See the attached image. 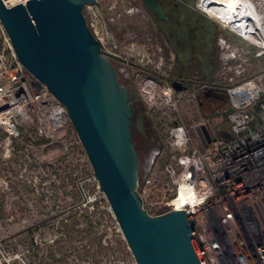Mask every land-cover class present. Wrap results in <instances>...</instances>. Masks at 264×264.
I'll use <instances>...</instances> for the list:
<instances>
[{
    "label": "built area",
    "instance_id": "obj_1",
    "mask_svg": "<svg viewBox=\"0 0 264 264\" xmlns=\"http://www.w3.org/2000/svg\"><path fill=\"white\" fill-rule=\"evenodd\" d=\"M1 1L10 8L24 5L27 0ZM257 13L256 19L249 21H253L249 30L241 28L240 32L227 26L252 45L253 58L264 56L262 5L257 6ZM5 38L9 50H0V162L7 166L14 146L27 140L31 132L45 146L57 139V133L70 120L65 107L22 66L6 35ZM219 47V70L215 76L220 81L202 82L193 91L182 80L161 84L149 70H159L162 58L157 57L155 65L149 56L142 57L140 62L149 66L144 71L150 76L140 80L138 90L148 105L176 110L181 100L197 93H221L226 96L228 129L211 131L209 119L193 126L192 136L180 124L171 126L167 141L172 166L165 169L172 180L170 195L150 204L145 203L144 190L139 195L151 216L183 210L188 220H194L192 235L206 264H222V252L237 255L240 264H264V69L247 76L245 68L233 64L235 53L223 42ZM114 56L121 60L120 65L129 64L119 55ZM118 72L129 78L124 67ZM175 85L181 89L175 90ZM75 143L80 144L79 140ZM62 145L66 154L72 149L71 142L63 141ZM24 171L29 172L33 183L45 172L41 160L29 156ZM74 176L82 198L74 208H92L95 195L103 194L98 186L94 192L87 186L96 181L93 173L81 177L82 172L78 171ZM108 209L115 220L109 205ZM115 223L121 234L116 220ZM20 260L18 254L7 251L0 243V264H19Z\"/></svg>",
    "mask_w": 264,
    "mask_h": 264
},
{
    "label": "rangeland",
    "instance_id": "obj_2",
    "mask_svg": "<svg viewBox=\"0 0 264 264\" xmlns=\"http://www.w3.org/2000/svg\"><path fill=\"white\" fill-rule=\"evenodd\" d=\"M181 1L194 9L206 30L214 32L213 81H220L215 74L219 70L221 42L235 53L233 64L245 68L247 76L264 69V56L253 58L252 45L205 13L198 0ZM133 2L96 0L94 6L84 7L83 15L91 32L100 39L101 49L129 62L126 66L114 65L121 83L132 92L133 122L141 119L140 123L136 122L141 134L135 140L140 160L138 191L144 190L145 196H142L145 203L150 204L169 197L172 189V180L165 173L167 166H172L168 129L180 124L190 130L192 136L191 128L207 118L201 115L198 93L181 100L176 110L151 107L140 95V80L150 76L144 71L149 66L140 62L143 56H149L155 65L157 57L162 58L159 70H149L151 77H156L161 84L169 83L173 73L179 70L174 53L157 34L146 12L141 9L131 13ZM5 35L0 25V50L8 52ZM189 61L188 79L192 84H188L193 91L198 86L193 80L200 76L201 69L196 60ZM121 67L129 73L128 79L118 72ZM224 107V102L219 101L216 116L209 119L211 131L223 124ZM76 140L70 122L57 133L54 142L45 146L31 132L27 140L14 146L7 166L0 162V243L7 251L20 256L19 264H135L122 235L117 232L103 194L95 195L92 208H74L82 199L74 172H82L81 177L93 173ZM63 141L72 143L67 154ZM28 156L41 160L45 170L34 183L29 172L24 171ZM87 186L94 192L98 184L93 181ZM220 259L222 264H240V258L229 252H222Z\"/></svg>",
    "mask_w": 264,
    "mask_h": 264
},
{
    "label": "water",
    "instance_id": "obj_3",
    "mask_svg": "<svg viewBox=\"0 0 264 264\" xmlns=\"http://www.w3.org/2000/svg\"><path fill=\"white\" fill-rule=\"evenodd\" d=\"M25 2L8 8L0 0V25L22 66L65 107L135 264H206L185 211L151 216L143 208L132 92L110 60L118 58L101 49L83 15L96 0ZM142 2L166 20L158 0ZM204 95L226 100L221 93Z\"/></svg>",
    "mask_w": 264,
    "mask_h": 264
},
{
    "label": "flooded vegetation",
    "instance_id": "obj_4",
    "mask_svg": "<svg viewBox=\"0 0 264 264\" xmlns=\"http://www.w3.org/2000/svg\"><path fill=\"white\" fill-rule=\"evenodd\" d=\"M131 9L134 12L144 10L155 27L157 34L171 50L170 46H175L180 52H194L196 50H205L202 41L207 36L205 25L196 15L194 9L181 0H158L159 5L163 9L166 20L159 19L152 11H150L142 2V0H133ZM112 64H120V59H110ZM116 70V65H114ZM117 71V70H116ZM118 76V74H117ZM119 79V77H118ZM120 81V79H119ZM121 82V81H120ZM140 118L136 119L140 123ZM133 122L132 128L141 134V129Z\"/></svg>",
    "mask_w": 264,
    "mask_h": 264
},
{
    "label": "trees",
    "instance_id": "obj_5",
    "mask_svg": "<svg viewBox=\"0 0 264 264\" xmlns=\"http://www.w3.org/2000/svg\"><path fill=\"white\" fill-rule=\"evenodd\" d=\"M207 36L204 38V41H202L205 45V50L202 52V50H196L194 52H180L175 46H170L172 52L175 55L176 58V68H178L179 71L174 72L173 76L170 78V81L172 80H182L187 83H191L192 81L188 79V66L191 59L196 60L200 67V76L196 78V80H193V82L196 85H199L202 82L205 83H210L213 81L212 76H213V66H214V58H215V53L213 52V42H214V36H213V30L208 31ZM209 47L211 49H209ZM212 53V54H211ZM211 54V56H210ZM181 60L180 62H178ZM179 63V64H178ZM198 106L201 109V115L207 119H212L213 117L216 116L215 110L217 104H219V101L211 98V97H206L204 93H198ZM210 121V120H209ZM147 123L150 126V119L147 120ZM133 129V128H132ZM228 129V123L226 121V116L224 114V122L221 126L217 127V130H227ZM140 135L136 130H133V139L134 141L136 140V136ZM136 144V142H135Z\"/></svg>",
    "mask_w": 264,
    "mask_h": 264
},
{
    "label": "bare ground",
    "instance_id": "obj_6",
    "mask_svg": "<svg viewBox=\"0 0 264 264\" xmlns=\"http://www.w3.org/2000/svg\"><path fill=\"white\" fill-rule=\"evenodd\" d=\"M199 7L223 25L242 32L249 30L258 16L257 6L264 0H198ZM242 28V29H241Z\"/></svg>",
    "mask_w": 264,
    "mask_h": 264
}]
</instances>
